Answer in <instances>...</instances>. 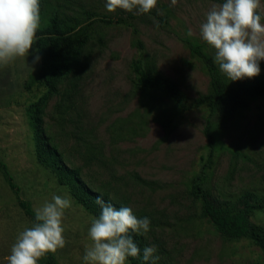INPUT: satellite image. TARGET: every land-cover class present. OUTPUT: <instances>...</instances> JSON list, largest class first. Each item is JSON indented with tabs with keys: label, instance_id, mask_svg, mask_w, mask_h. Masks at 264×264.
Masks as SVG:
<instances>
[{
	"label": "rangeland",
	"instance_id": "rangeland-1",
	"mask_svg": "<svg viewBox=\"0 0 264 264\" xmlns=\"http://www.w3.org/2000/svg\"><path fill=\"white\" fill-rule=\"evenodd\" d=\"M222 2L178 0L172 6L171 0H157L149 13L138 14L109 12L107 0H48L40 12L44 21L55 14L89 21L85 13L94 14L88 44L58 91L48 94L45 86L27 87L42 62L35 45L28 57L0 67V159L34 209L54 195L71 200L63 221L67 244L54 254L56 264H85L88 229L97 217L38 161L27 109L45 94L42 119L50 142L88 184L109 192L138 218L150 219L144 236L156 247L159 264L264 263V252L248 238H226L199 216L200 201L190 185L200 181L201 158L209 152L206 111L194 107L180 112L167 95L140 90L132 68L140 38L149 72L173 81L190 102L207 94L210 76L192 46L215 56L200 36V25L212 6ZM188 29L193 36L186 35ZM37 55L40 59L33 63ZM259 65L264 75V60ZM219 118L216 114L210 119L216 148L214 165L202 182L206 192L221 201L223 193L264 191V98L254 99L227 127L218 129ZM250 216L264 235V208ZM33 224L0 170V264H7L5 257L19 232Z\"/></svg>",
	"mask_w": 264,
	"mask_h": 264
},
{
	"label": "trees",
	"instance_id": "trees-1",
	"mask_svg": "<svg viewBox=\"0 0 264 264\" xmlns=\"http://www.w3.org/2000/svg\"><path fill=\"white\" fill-rule=\"evenodd\" d=\"M224 2V0H222ZM44 2L40 0V12L45 10ZM43 13V12H42ZM41 13L40 28L36 33L35 47L41 55L42 62L37 74H31L27 80V87L33 85L45 86L48 94L56 93L58 85L73 69L78 58L84 51L91 36V26L94 14L86 12L85 21L78 15L50 16L44 21ZM111 22V20H107ZM139 50L138 57L133 61L132 68L135 73L136 86L142 91H157L167 95L174 101L178 111H187L194 107L203 108L207 113L208 123L205 133L208 139L209 152L201 158V170L190 185L191 193L200 201L201 218L208 219L215 229L229 239L248 238L253 244L264 252V235L257 231L255 223L251 220V212L264 208V191L258 189H244L239 193L222 194L223 200H214L203 187L215 162L216 138L212 132L211 117L219 115L217 127H227L238 114L248 108L254 99L264 98V75L254 78H245L230 81L214 63V57L205 53L200 46L192 49L201 57L210 76L211 89L207 94L200 96L193 102L173 81L159 74L149 72L144 65L145 45L140 38L136 39ZM47 94L32 102L27 109L30 127L36 143L37 158L44 166L51 168L60 184L69 188L72 197L96 217L101 209L95 203L97 196H102L105 202L114 204L117 208L126 206L113 198L109 192L92 187L82 177L79 168L68 165L62 158L58 148L50 142L43 126V106ZM0 170L15 194L18 204L23 212L35 223V209L30 200L21 196V187L14 180L8 164L0 159ZM134 240L141 249L137 258L129 257V264H151L143 260V249L150 246L144 235H134ZM154 255H156L154 253ZM44 264H56V257L49 253ZM159 264V260L157 261ZM264 264V263H263Z\"/></svg>",
	"mask_w": 264,
	"mask_h": 264
},
{
	"label": "clouds",
	"instance_id": "clouds-1",
	"mask_svg": "<svg viewBox=\"0 0 264 264\" xmlns=\"http://www.w3.org/2000/svg\"><path fill=\"white\" fill-rule=\"evenodd\" d=\"M177 3L178 0H171L172 6ZM156 5L157 0H107L106 9L144 14ZM40 24V0H0V67L28 57ZM193 34L188 29L186 35ZM200 36L215 50L214 63L230 81L258 76L259 62L264 60L262 0H224L214 4L200 25ZM39 59V55L35 56L33 63ZM95 203L101 212L88 229L91 243L86 245L85 264H126L129 257H139L141 249L134 235L148 233L150 219L138 218L130 207L117 208L102 196H97ZM70 207V198L54 195L51 202L36 208L35 223L19 232L5 257L7 264H39L49 253L63 249L67 244L63 221L65 210ZM156 251L155 246L145 247L143 260L157 264Z\"/></svg>",
	"mask_w": 264,
	"mask_h": 264
}]
</instances>
